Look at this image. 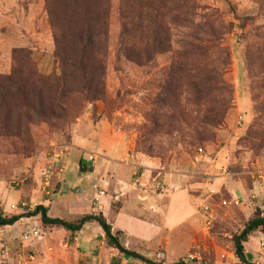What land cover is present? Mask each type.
I'll use <instances>...</instances> for the list:
<instances>
[{
  "label": "rangeland",
  "instance_id": "1",
  "mask_svg": "<svg viewBox=\"0 0 264 264\" xmlns=\"http://www.w3.org/2000/svg\"><path fill=\"white\" fill-rule=\"evenodd\" d=\"M72 1L0 0V74L11 72L15 52L24 49L31 52L40 75H62L67 56L55 40L62 30H54L51 20L58 24ZM109 3L108 39L99 53L105 68L104 100L75 102L73 107L80 110L53 128L37 120L30 127L29 152L21 141L0 139V210L12 216L43 205L52 218L69 222L102 212L115 231L120 230L115 228L117 216L124 211L144 222L143 228L132 221L128 225L144 233L125 232L123 245L155 263H236L233 236L256 209L264 213V0ZM187 8L189 21H184ZM206 23L222 30L221 43ZM154 35L168 36L164 53L156 56ZM194 38L212 46L207 56L211 65L221 56L215 44L229 53L224 70L231 88L228 114L204 144L189 130L151 137L145 142L155 148L150 157L138 146L146 139V116L163 98L161 88L171 66L184 61L181 54ZM189 108L195 116L203 115L193 105ZM117 166L124 184L112 169ZM179 192L185 196L174 204L171 198ZM167 219L176 221L168 222L170 226ZM245 248L250 264H264V234L255 233ZM0 264L145 263L109 248L98 224L72 235L44 227L38 216L0 227Z\"/></svg>",
  "mask_w": 264,
  "mask_h": 264
},
{
  "label": "trees",
  "instance_id": "2",
  "mask_svg": "<svg viewBox=\"0 0 264 264\" xmlns=\"http://www.w3.org/2000/svg\"><path fill=\"white\" fill-rule=\"evenodd\" d=\"M127 1L132 0H123L125 4H128ZM109 2L110 0H74L68 11L64 12L63 19L60 16L59 19L55 17L58 24L51 20L54 30L58 27L62 30L57 31L60 36L56 34L55 40L62 54L68 58L62 62L61 76L40 75L32 62L30 51L23 49L15 52L11 72L0 74L1 140L21 141L23 151L29 152L33 144L30 127L37 120L53 128L58 122H66L70 113L80 110L73 107L75 102L95 104L104 100L105 68L99 53L102 41L107 42L108 39L112 15V4L110 6ZM166 7L165 10L169 13L172 9L170 4ZM186 10L184 21H189L185 18L190 15V8ZM152 12L154 10L150 11ZM155 12L159 13V10ZM66 22L69 24L65 29ZM206 25L214 40L221 43L222 30L214 24ZM202 29L200 31L204 32ZM66 39L71 42L69 46L63 42ZM193 40L194 44L181 54L184 61H176L171 66L161 88L163 98L151 114L146 116L147 125L143 129L146 139L140 141L138 146L150 157L155 154V148L147 146L145 142L150 141L151 137L164 133L172 135L173 132L183 134L189 130L198 142L204 144L214 138L213 130L222 126L228 114L231 88L225 82L224 70L229 66V53L220 47L221 44H215L221 56L215 57L211 65L207 56L212 46L204 38ZM166 41L168 36L154 35L152 49L155 56L164 53L163 44ZM69 68L73 71L70 72ZM190 105L201 114L203 112V115L195 116L189 108ZM15 143L13 145L17 147ZM49 212V208L43 205L38 206L32 213L12 216H7L0 210V227H12L25 218L39 216L44 227L63 228L74 235L88 224H98L104 232L106 245L120 255L145 264H162L125 247L122 243L124 232L115 231L113 224L102 212L86 214L76 222L52 218ZM257 232L264 234V213L261 209H256L244 229L233 236L232 243L238 259L233 264H250L245 246ZM173 264L191 263L180 260Z\"/></svg>",
  "mask_w": 264,
  "mask_h": 264
},
{
  "label": "crops",
  "instance_id": "3",
  "mask_svg": "<svg viewBox=\"0 0 264 264\" xmlns=\"http://www.w3.org/2000/svg\"><path fill=\"white\" fill-rule=\"evenodd\" d=\"M102 165V164H101ZM100 165V166H101ZM104 166V165H103ZM103 166L101 167V171L103 170ZM106 167H108V166H106ZM140 167H142V166H140ZM118 168H120V167H114V168H112V169H114V170H116V172H117V175H116V179H117V181H118V183L119 184H124V183H126V180L125 179H123V174L121 173L122 171H119L120 169H118ZM141 193V192H140ZM138 196L139 197H142L141 196V194H138ZM184 196L185 195H183V192H179V193H175L174 195H173V197L171 198L172 199V201H174L175 203L174 204H177L179 201H181V199L183 200V198H184ZM176 200V201H175ZM173 205H172V202H170V204H169V208H170V210L169 211H171V207H172ZM175 210V209H174ZM174 210H173V212H174ZM176 212V211H175ZM174 212V213H175ZM176 215H177V213H175ZM169 215H171V214H169ZM175 215V216H176ZM174 219V218H173ZM171 220V219H167V221H166V223H168V222H170V221H176V219L175 220ZM110 221V220H109ZM125 221H127L126 223H125ZM132 221V223H138L139 225H141L140 227H144L143 226V224H144V222H142L141 220H139V218L137 219V217H134V216H132V215H128V213H126V212H124V211H122V212H120V214L117 216V220H116V224H115V228L116 227H118V229H120V231H122V232H129L131 235H133L132 233H135V234H142V233H144V232H141V233H138V232H136V231H134V230H132L128 225L129 224H131V223H129V222H131ZM179 223V222H178ZM169 224V223H168ZM170 226H171V223L169 224ZM152 227V226H151Z\"/></svg>",
  "mask_w": 264,
  "mask_h": 264
},
{
  "label": "built area",
  "instance_id": "4",
  "mask_svg": "<svg viewBox=\"0 0 264 264\" xmlns=\"http://www.w3.org/2000/svg\"><path fill=\"white\" fill-rule=\"evenodd\" d=\"M90 161H94V158H90ZM32 233H33L35 236H39V235H40V233H39L38 230H33ZM34 235H33V236L31 235L30 237L34 238V237H35ZM26 237H27V236H26Z\"/></svg>",
  "mask_w": 264,
  "mask_h": 264
}]
</instances>
